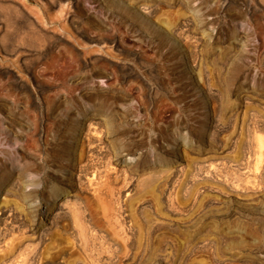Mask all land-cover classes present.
Masks as SVG:
<instances>
[{
  "label": "rangeland",
  "instance_id": "1",
  "mask_svg": "<svg viewBox=\"0 0 264 264\" xmlns=\"http://www.w3.org/2000/svg\"><path fill=\"white\" fill-rule=\"evenodd\" d=\"M0 238L264 264V0H0Z\"/></svg>",
  "mask_w": 264,
  "mask_h": 264
},
{
  "label": "bare ground",
  "instance_id": "2",
  "mask_svg": "<svg viewBox=\"0 0 264 264\" xmlns=\"http://www.w3.org/2000/svg\"><path fill=\"white\" fill-rule=\"evenodd\" d=\"M147 13V12H146ZM63 202V201H62ZM55 205V204H54ZM63 206V203H59L58 204V207L57 208H59V209H61V207ZM54 208V207H53ZM62 209H63V207H62ZM57 210V209H56ZM58 211V210H57ZM60 211V210H59ZM3 212V211H2ZM2 214V213H1ZM43 238V237H42ZM1 239V238H0ZM4 240V239H3ZM22 240V239H21ZM12 241H14V240H12ZM16 241V240H15ZM23 241V240H22ZM2 242H4V241H2L1 240V244H2ZM6 242V241H5ZM4 242V243H5ZM11 242V241H10ZM9 242V243H10ZM23 242H25V241H23ZM23 242H22V244H20V241H19V244H18V242H16V244L15 245H11V246H7V247H5V248H3V247H0L3 251V253L0 251V253H2V254H0V264H29V262H28V258H29V261H30V254H28L29 252H31L33 249H32V247H31V244H29L30 245V247H24V245H23ZM42 242V241H41ZM3 243V244H4ZM8 244V243H7ZM26 244V243H25ZM42 244V243H41ZM6 245V244H5ZM5 245H3V246H5ZM27 246H28V243H27ZM37 247V246H36ZM35 247V248H36ZM38 247H40V250H42L41 249V247L42 246H38ZM38 247H37V250H38ZM26 248V249H25ZM28 248H31L30 250L28 249ZM34 248V247H33ZM0 249V250H1ZM26 250H27V252H26ZM29 250V251H28ZM33 251H35V249L33 250ZM32 251V252H33ZM25 252L29 255V257H28V255L27 256H25ZM36 253V252H35ZM32 254H34V252L32 253ZM2 255V256H1ZM33 256V255H32ZM31 256V257H32ZM34 256H35V254H34ZM34 258V257H33ZM32 258V259H33ZM33 260H31V263L30 264H32L33 262H32Z\"/></svg>",
  "mask_w": 264,
  "mask_h": 264
}]
</instances>
